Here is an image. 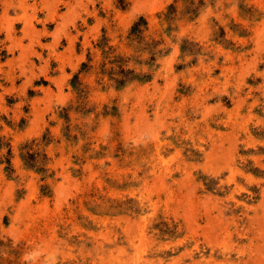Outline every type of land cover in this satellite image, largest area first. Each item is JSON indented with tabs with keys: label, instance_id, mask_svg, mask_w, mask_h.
Wrapping results in <instances>:
<instances>
[{
	"label": "rangeland",
	"instance_id": "1",
	"mask_svg": "<svg viewBox=\"0 0 264 264\" xmlns=\"http://www.w3.org/2000/svg\"><path fill=\"white\" fill-rule=\"evenodd\" d=\"M0 264H264V0H0Z\"/></svg>",
	"mask_w": 264,
	"mask_h": 264
},
{
	"label": "trees",
	"instance_id": "2",
	"mask_svg": "<svg viewBox=\"0 0 264 264\" xmlns=\"http://www.w3.org/2000/svg\"><path fill=\"white\" fill-rule=\"evenodd\" d=\"M146 25L147 23L145 22V20L143 18H140L139 22L133 24L131 28V34L137 36L138 34H140L141 28L145 27ZM122 62L123 60L121 58L118 59L116 58L115 60H113L112 63H119L121 65ZM83 67H86V65L83 64ZM102 67L104 68V64H102ZM116 74L120 75V77L113 79V81L115 82V84H117V86L124 85L127 82V80H131L130 78L134 77L132 71H125L122 68H120Z\"/></svg>",
	"mask_w": 264,
	"mask_h": 264
}]
</instances>
